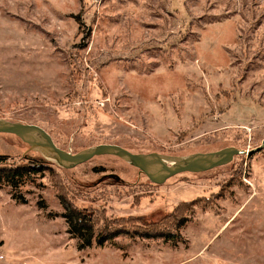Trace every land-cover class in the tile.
<instances>
[{
	"label": "rangeland",
	"instance_id": "374dc122",
	"mask_svg": "<svg viewBox=\"0 0 264 264\" xmlns=\"http://www.w3.org/2000/svg\"><path fill=\"white\" fill-rule=\"evenodd\" d=\"M0 117L70 153L248 151L155 182L108 154L63 168L0 133L7 163L46 165L0 187V264H264V0H0ZM58 195L129 231L82 247Z\"/></svg>",
	"mask_w": 264,
	"mask_h": 264
},
{
	"label": "water",
	"instance_id": "95a60500",
	"mask_svg": "<svg viewBox=\"0 0 264 264\" xmlns=\"http://www.w3.org/2000/svg\"><path fill=\"white\" fill-rule=\"evenodd\" d=\"M0 133L13 134L27 142L29 149L40 152L45 158L63 168H72L97 155H113L136 167L151 181L159 182L182 172H201L229 162L233 156L247 150L225 147L216 151L196 152L173 156L156 153H134L116 144H98L70 153L55 145L51 136L35 124L9 121L0 117ZM264 148V139L252 150ZM116 179L118 176L114 175Z\"/></svg>",
	"mask_w": 264,
	"mask_h": 264
},
{
	"label": "trees",
	"instance_id": "16d2710c",
	"mask_svg": "<svg viewBox=\"0 0 264 264\" xmlns=\"http://www.w3.org/2000/svg\"><path fill=\"white\" fill-rule=\"evenodd\" d=\"M44 157V156H43ZM45 160L42 161H28L26 163H7L5 157L0 155V187L8 184L13 188H17L22 183L26 182L33 176L41 174L46 170ZM16 196V195H15ZM61 205L64 208L62 217H64L68 232L74 236H78L82 243L81 246L90 245L91 240L94 239L97 244L101 245L105 241L113 239L119 234H125L129 230L123 226L104 224L97 227L93 218V213L87 208H79L73 204L66 196L58 195ZM24 203L25 200L21 199ZM179 222V223H178ZM176 222V227L182 224V221ZM139 228H136V230ZM139 235L144 237H163L168 239L173 237V232L164 233L160 230L143 229V231H136Z\"/></svg>",
	"mask_w": 264,
	"mask_h": 264
}]
</instances>
